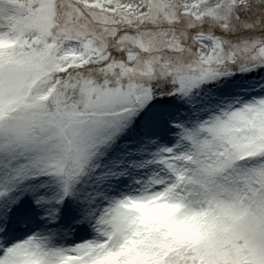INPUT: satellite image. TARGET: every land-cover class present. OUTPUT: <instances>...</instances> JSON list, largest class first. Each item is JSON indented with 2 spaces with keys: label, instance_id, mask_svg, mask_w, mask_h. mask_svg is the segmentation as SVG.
<instances>
[{
  "label": "snow or ice",
  "instance_id": "1",
  "mask_svg": "<svg viewBox=\"0 0 264 264\" xmlns=\"http://www.w3.org/2000/svg\"><path fill=\"white\" fill-rule=\"evenodd\" d=\"M0 264H264V0H0Z\"/></svg>",
  "mask_w": 264,
  "mask_h": 264
}]
</instances>
